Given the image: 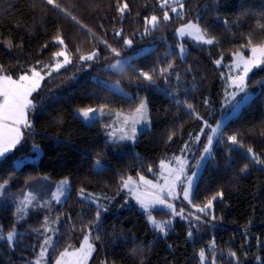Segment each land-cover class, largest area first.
I'll use <instances>...</instances> for the list:
<instances>
[{
  "label": "trees",
  "instance_id": "trees-1",
  "mask_svg": "<svg viewBox=\"0 0 264 264\" xmlns=\"http://www.w3.org/2000/svg\"><path fill=\"white\" fill-rule=\"evenodd\" d=\"M162 3L0 0V74L18 77L36 69L43 77L21 143L0 161V182L13 195L22 189L23 201H42L53 184H68L62 201L29 205L22 219L11 204L0 206V264H34L46 240H52V264L85 235L94 247L88 264H264V65L248 77L244 92L252 97L221 127L195 184L191 203L203 206L215 196L212 211L198 214L199 219H174L163 235L122 188L125 179L149 175L166 156L176 155L202 130L203 121L208 129L233 106L223 103L216 60L227 63L234 53L264 44V0ZM152 16L157 21L149 26ZM191 21L211 44L176 36L177 28ZM127 39L131 46H125ZM142 46L149 50L120 71L103 68ZM62 50L70 62L52 70L63 63L65 57L56 56ZM93 53V60L80 59ZM92 74L117 81L124 93ZM143 99L151 126L132 143L107 142L101 121L85 123L74 113L89 107L130 112ZM35 145L39 159L16 169L12 161L32 154ZM40 187L48 189L39 193Z\"/></svg>",
  "mask_w": 264,
  "mask_h": 264
},
{
  "label": "rangeland",
  "instance_id": "rangeland-1",
  "mask_svg": "<svg viewBox=\"0 0 264 264\" xmlns=\"http://www.w3.org/2000/svg\"><path fill=\"white\" fill-rule=\"evenodd\" d=\"M181 1L182 0H164V3L162 4L170 5L172 3L181 2ZM178 7H180V5H178ZM171 10H172V7H171ZM178 12L179 10H177V12L175 13H178ZM155 22L151 21V17L148 19L149 26H152ZM189 24L195 25V27H192V28L187 27V25ZM176 36L179 39L188 38L189 40L195 43H201V44H209L207 43V40L211 39L204 31L200 29L197 22H192V21L180 25L176 30ZM259 46H264V44L253 45L247 48V53H244L243 51H238L234 53L232 55V59L227 63H223L222 60L220 59L216 60V65L222 69L221 75L224 80L225 89H224L223 103H226V102L228 103L231 101L229 104L230 105L233 104V106L227 112H224L218 118L216 123L211 125L208 129L205 128L207 126L205 125L202 128L205 134H202V132L200 131L197 135L193 136L190 140H188V142L182 147V149L176 155H170V156L168 155L163 160H161L156 168H154L153 170L151 169L149 171V175L138 174L135 177H129L123 181L122 188L124 189V191H126L127 195L130 196L131 199L138 205L139 210L145 212L149 225L155 228L156 230H158L159 233L164 235L166 233V230L172 226L174 219L178 218V219L189 220L197 216L198 214H201V212H198L196 209L199 207H203L204 205L193 207V204L191 203V198H192L195 184L198 180V177L200 175V172L204 164L206 163V161L212 154L213 146L216 143L217 136L220 133L221 127L227 122L229 118L236 115L238 111L240 110L241 106L252 97L250 92H243V93L238 92L236 87L233 84V78L238 75H242L243 60L250 59L252 57L251 48L259 47ZM147 50H149L148 46L139 47L137 50L132 51L131 53L126 54L123 57L117 58L115 61L108 63L103 68L118 72L121 69H123V67L127 63L130 62L131 58L139 54H142L146 52ZM63 52L65 53V51ZM179 53L183 57L186 54V47H182V46L179 47ZM117 61H120V64L116 68H112L111 66L113 64H116ZM56 65H57L56 63L53 64L52 70H56ZM263 65L264 64H261V66ZM255 68L257 67H253V69L249 72L248 77L250 76V74ZM34 70L40 73V71L33 69L31 72H28L22 75H28L29 77H31ZM5 75L6 74L1 73L0 77H3ZM20 76L18 77L10 76V77L13 80L18 81ZM40 76L42 77L41 73H40ZM91 78L107 86L114 92L121 93V94L124 93L119 83L115 80H112L100 74H92ZM41 82H42V79L39 80L38 87L34 91H32V93L29 96V99L32 101V106L34 104L33 94L40 87ZM232 93H236V95L232 96L231 95ZM2 99L3 97H0V101H2ZM142 102L144 103L143 112L138 113L136 110L137 108L140 107ZM89 108L95 109L96 115L94 118L90 120H85L82 117V115H80V113H82L83 111H86ZM89 108H77L74 110V113L79 118H81L85 123H90L95 120L101 121L103 125L104 138L109 143H113V144H116L119 142L120 143L122 142L132 143L137 139L138 134L140 132L148 130L151 126L147 104L144 99L141 100V102L137 105V107L132 109L130 112L119 111L116 109H109V108H97V107H89ZM29 109L26 111V114H25L27 122H28ZM218 123L220 125L219 131L213 138V144L211 146V151L209 154H205L203 153V146L206 144V135H210L211 132L209 129L211 127H216ZM133 128L136 129L135 133L132 132ZM24 129L25 127L21 125L22 132L24 131ZM197 136L200 137L199 142L196 141ZM122 137H125V138H122ZM40 154H41L40 148L35 145L33 146L32 154L15 158L12 161V164L16 169L20 168L24 162H36L39 159ZM249 154L251 155V153ZM178 157L181 160L186 159L185 171H184L183 176L181 177L182 182H177L176 188L171 196L167 195V191H165L162 194L166 202L171 203L174 206L175 211L173 212L172 209H168L166 206H161L159 204L153 205L152 202L155 196L161 195L160 193L161 188L167 189L166 178L169 177L171 169H176L179 167V164L177 163ZM1 160H4V159H0V161ZM193 172L195 173V176L193 177V183L189 190V198L185 199L183 189L185 187H188L187 177L191 175ZM125 183L128 184L127 187H125ZM50 186L51 185H49L48 187ZM7 187L8 186L5 182H0V206L6 205L7 203L11 204L14 207L15 216L17 217V219H22L24 217L25 211L29 205L31 206L34 204L39 205L43 203L49 205V203L53 201L55 202L62 201L63 197H65V195L68 192L67 182L61 181V182H57L56 184H53V187L50 189L48 194L47 195L45 194L46 196H43L42 201H39V200L29 201V199H26V201H23L22 189H18V191H16V193L13 195V191L11 190L9 191ZM48 187H40L39 193L44 189L47 190ZM137 196L143 199L150 206L147 209L142 207L141 203L137 199ZM181 209L183 210L182 214H181ZM154 210L167 212L168 214H170V216L169 218L168 217L167 218L157 217L152 213V211ZM210 211H212V208L208 210V212ZM153 221L155 222V224L153 223ZM156 225H160L164 230L161 231L160 227H156ZM48 241L49 243L47 245H45L44 243L41 246L39 254L34 261V264H48L49 263L48 255H49V251L52 246V240H48ZM89 245H91V250L88 249ZM82 248L84 249L83 252L80 251ZM93 250H94V247H93V244H92V241L89 235H85L79 245L72 246L64 250L63 252H61L56 258H54L52 264H56V261L61 260V259H62L63 264H88L90 263V260L92 258ZM62 253H65L63 258L61 257Z\"/></svg>",
  "mask_w": 264,
  "mask_h": 264
},
{
  "label": "snow or ice",
  "instance_id": "snow-or-ice-1",
  "mask_svg": "<svg viewBox=\"0 0 264 264\" xmlns=\"http://www.w3.org/2000/svg\"><path fill=\"white\" fill-rule=\"evenodd\" d=\"M47 3L54 4V0H47ZM56 7H59V5H55ZM183 5H181L182 7ZM122 11V9H121ZM172 11L175 12L176 8H172ZM164 19L168 20L169 17L167 13L164 14ZM151 21L155 22L157 21L156 16L151 17ZM187 27L192 28L195 27V25L189 24ZM147 30V29H146ZM116 35H120L119 32L116 33ZM60 44H63V41H59ZM207 43L211 44L212 40L208 39ZM125 46H131L132 40L127 39L124 40ZM112 52L119 56L120 53L115 49H111ZM252 57L250 59L243 60V73L242 75H238L233 78V84L236 87L238 92H244L245 91V83L246 79L248 78L249 72L253 69V67H259L261 64H264V46L259 47H252L251 48ZM95 53L87 56V57H80L81 60H93L95 57ZM56 56H64V62L62 64L56 65V70L58 71L59 68L63 67L65 64L69 63L67 56L63 51L57 52ZM120 64V61H117L116 64H113L111 67L116 68ZM170 68L171 65H168ZM167 69L162 70L166 71ZM140 75L146 80L151 82L152 81V75H150L148 72L141 71ZM42 79L39 72H36L35 70L32 73V76L29 77L28 75H21L19 77V80H13L10 76H3L0 77V97H3L2 101H0V159L7 160L9 155L11 154L12 150L15 149L22 141L23 138V132L21 130V125L23 127L27 128L29 127V124L26 120V111L32 106V101L29 99L30 94L32 91H34L38 85L39 80ZM232 96H235L236 93H232ZM191 104H187L188 109H192ZM144 109V103L142 102L140 107L137 108L138 113H142ZM91 114V115H90ZM82 117L85 120H90L95 117L96 110L95 109H87L86 111H83L80 113ZM198 119L203 120L202 117H197ZM205 125H207V121H203ZM219 123L216 127H211L209 130L211 132L210 135H206V144L203 146V153L209 154L211 151V146L213 144V138L219 131ZM136 129L133 128L132 132L135 133ZM202 134L204 133V130H201ZM125 138V137H122ZM229 141H231L233 144L237 143V137L235 135H232L228 137ZM200 137H196V141L199 142ZM249 153L252 152V149H248ZM203 158V157H202ZM177 163L179 164V167L176 169L170 170L169 177L166 178L167 182V189L161 188L160 193L161 195H157L153 198V205L159 204L161 206H166L168 209H172L173 212L174 206L171 203H167L166 200L163 198V193L167 191V195L171 196L176 188L177 182H182L181 177L184 174L185 167H186V159L181 160L179 157L177 158ZM195 176V173L193 172L191 175L187 177L188 180V187H185L183 189L184 198H189V190L193 183V177ZM143 179V178H142ZM128 184L125 183V187H127ZM217 195H222V193H217ZM137 199L141 203V206L147 209L150 205L146 203L143 199H141L139 196H137ZM216 199V197H212V199H209L206 204L203 207H199L196 210L201 213L207 214L208 210L212 208L213 200ZM195 207V205H193ZM183 210L181 209V214ZM97 215H99V212H97ZM199 219V217H196ZM155 224V222L153 221ZM156 227H160V230L163 231L164 229L160 225H156ZM12 233L9 234V239L12 237ZM45 245L49 243L48 240H46ZM88 249L91 250V245L88 246ZM81 252L84 251L82 248L80 250ZM65 253L61 254V257ZM201 255L203 256V251L201 252ZM56 264H63L62 259L57 260Z\"/></svg>",
  "mask_w": 264,
  "mask_h": 264
}]
</instances>
